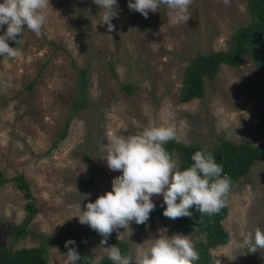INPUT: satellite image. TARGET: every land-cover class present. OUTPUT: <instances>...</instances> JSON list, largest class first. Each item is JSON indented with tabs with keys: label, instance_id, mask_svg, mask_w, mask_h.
<instances>
[{
	"label": "rangeland",
	"instance_id": "374dc122",
	"mask_svg": "<svg viewBox=\"0 0 264 264\" xmlns=\"http://www.w3.org/2000/svg\"><path fill=\"white\" fill-rule=\"evenodd\" d=\"M128 3L117 0L118 18L111 20L115 31L109 32L93 0H49L41 37L25 26L17 43L7 41L21 54L14 59L0 56V172L6 178L0 185V245L11 242L9 228L21 221L30 199L37 210L26 228L47 236H76L90 251V264H98L105 254L102 237L75 216L111 191L112 179L121 175L107 167L101 143L106 145L114 133L126 137L140 131L133 118L145 126H174L185 143L212 146L227 139L255 144L261 139L256 122L264 114V71L248 56L236 66L221 63L213 77L204 79L201 97L177 99L188 60L226 49L231 32L247 22L245 0H230L227 6L222 0H193L186 24L174 23L164 5L145 18ZM6 27H0V35ZM80 67L86 69V104L70 116L64 136L58 138ZM31 78L34 83L27 88ZM122 82L134 84V89L128 93ZM17 174L29 185L28 199L12 179ZM172 222L155 218L142 230L131 222L130 236L120 228L108 240L122 233L118 238L127 242V255L134 256L164 233L188 235L193 243L198 238L172 229ZM221 223L228 238L210 248L209 264H264V250L253 253L241 245L247 232L257 227L264 231V158L232 184ZM37 241L28 234L11 244L17 248ZM69 248L78 253V247ZM67 250L48 246L44 264H67Z\"/></svg>",
	"mask_w": 264,
	"mask_h": 264
},
{
	"label": "clouds",
	"instance_id": "9594fccd",
	"mask_svg": "<svg viewBox=\"0 0 264 264\" xmlns=\"http://www.w3.org/2000/svg\"><path fill=\"white\" fill-rule=\"evenodd\" d=\"M222 2L226 6L230 4V0ZM93 3L102 9L101 24H106L109 32L115 31L111 20L118 18L117 0H93ZM192 3L193 0H129L128 8L147 18L149 12L154 13L164 5L171 10L174 23L186 24L191 18L189 7ZM49 7V0H3L0 3V27H7L0 35V56L14 59L21 54L7 41L17 43L25 26L41 37L47 21L43 10ZM132 124L141 130L126 137L114 133L107 139L106 145L101 143L105 152L102 158L106 160L107 167L121 172L112 179V190L87 203L85 210H80L75 217L102 237L101 251L113 264H193L199 260V253L188 235L168 236L164 233L151 239L147 247L138 248L134 256L122 255L115 245L106 246L113 231L127 229L130 236L131 222L140 225L149 220L150 213L155 209L151 199L153 195L163 197V204L166 205L163 215L175 220L191 217L189 209L193 206L201 215L219 213L227 205L230 192V178L221 175L223 167L206 150L196 151L191 157L194 163L184 170L180 169L178 162L163 147L171 140L179 142L174 126L163 123L145 126L135 118ZM69 244L74 245L75 241H66L65 247L68 248ZM241 245L250 248L253 253L264 250V231L257 227L247 232ZM66 256L67 264H76L80 259L75 248H68ZM216 264L220 262L217 260Z\"/></svg>",
	"mask_w": 264,
	"mask_h": 264
},
{
	"label": "trees",
	"instance_id": "16d2710c",
	"mask_svg": "<svg viewBox=\"0 0 264 264\" xmlns=\"http://www.w3.org/2000/svg\"><path fill=\"white\" fill-rule=\"evenodd\" d=\"M245 8L248 20L244 25L238 26L231 32L229 45L226 49L208 50L195 54L183 66L181 85L177 95L178 101L184 102L191 98L201 97L204 92V79L213 77L221 63L236 66L239 64L242 56H248L252 59L255 67L261 68L264 71V0H245ZM45 61L42 63L44 64ZM85 73V67L78 69L73 99L70 103L71 108L64 121L63 128L57 135L58 138L64 136L70 116L86 104L84 97L86 87ZM33 83L34 78L29 79L26 87L30 88ZM248 84L257 95H263V91L252 81H248ZM134 86V84L128 82L121 83V87L128 93L134 89ZM256 127L262 133V137L255 144L232 142L226 139L210 146L201 142L185 143L181 140L179 142L171 140L164 144L163 147L170 155L173 153L176 155L181 170L190 167L194 163L191 157L196 151L206 150L210 152L215 162L223 167L221 175H227L231 180L232 186L257 160L264 158V114L259 117ZM12 179L16 182L17 187L22 189L23 196L27 199L30 198L31 192L26 180L20 174L13 176ZM4 182H6V178L0 172V185ZM153 203L155 204V209L150 213L149 220L145 224L140 225L134 222L138 229L142 230L147 223H152L155 218L164 216L163 211L166 205L163 204V197L154 199ZM24 207L27 210L26 214L20 222L9 228L11 242L29 234L38 240L37 244L19 246L17 248H12L11 242L1 244L0 264H44L48 259V246H54L60 251H66L69 247L76 246L80 255V259L76 263L90 264L91 253L80 244L76 236H47L26 228L27 222L32 218L37 209L30 199L24 203ZM189 210L192 216L173 220L171 228L179 232L190 231L198 235L194 245L199 253V260L194 261L193 264H209L211 261L210 248L225 243L228 238V233L221 223V220L227 213V205L219 213L212 215H201L195 206ZM68 240L75 241V244H69L68 248H66L65 242ZM113 245L120 249L122 255L128 254V246L125 240L111 238L108 240L107 246ZM98 264H113V262L106 254H102L98 260Z\"/></svg>",
	"mask_w": 264,
	"mask_h": 264
}]
</instances>
